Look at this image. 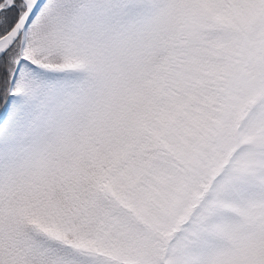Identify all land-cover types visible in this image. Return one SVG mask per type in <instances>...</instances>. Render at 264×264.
<instances>
[{"label":"snow or ice","instance_id":"snow-or-ice-1","mask_svg":"<svg viewBox=\"0 0 264 264\" xmlns=\"http://www.w3.org/2000/svg\"><path fill=\"white\" fill-rule=\"evenodd\" d=\"M0 264H264V0H0Z\"/></svg>","mask_w":264,"mask_h":264}]
</instances>
